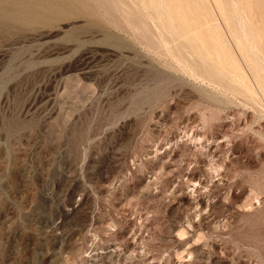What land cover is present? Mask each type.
Masks as SVG:
<instances>
[{"label": "rangeland", "instance_id": "1", "mask_svg": "<svg viewBox=\"0 0 264 264\" xmlns=\"http://www.w3.org/2000/svg\"><path fill=\"white\" fill-rule=\"evenodd\" d=\"M86 1L96 16L0 20V264H264V50L247 63L233 26L264 0Z\"/></svg>", "mask_w": 264, "mask_h": 264}, {"label": "bare ground", "instance_id": "2", "mask_svg": "<svg viewBox=\"0 0 264 264\" xmlns=\"http://www.w3.org/2000/svg\"><path fill=\"white\" fill-rule=\"evenodd\" d=\"M91 1V0H90ZM153 1V0H152ZM156 1V0H155ZM178 1H180L181 2V0H178ZM185 1V0H184ZM193 1H196V0H193ZM203 0H201V2H202ZM205 1V0H204ZM204 1H203V3H204ZM219 1V0H218ZM218 1H215L216 3H217V5H215V6H217V7H219L218 5L220 4ZM234 1V0H233ZM236 1V0H235ZM238 1H240V0H238ZM237 1V3H239ZM245 2V0H241L240 1V3H241V7H243L245 4H246V2L245 3H243V2ZM251 1V0H250ZM253 1V0H252ZM147 2H150L149 0H147ZM159 2H160V0H159ZM163 2H165V0L163 1L162 0V3ZM169 2V1H168ZM173 2L175 3V0H173ZM191 2V1H190ZM207 2V1H206ZM226 1L225 0H223V3H225ZM254 2L256 3V1L254 0ZM254 2H251V3H254ZM262 2V1H261ZM161 3V2H160ZM160 3H158V5L160 4ZM161 3V4H162ZM170 3V2H169ZM169 3H168V5H169ZM177 3V2H176ZM184 3V2H183ZM192 3V2H191ZM194 3V2H193ZM197 3L199 4L200 3V0H199V2L197 1ZM219 3V4H218ZM229 3H233L232 1L230 2L229 1ZM240 3H239V5H240ZM92 4H93V2H92ZM149 4V3H148ZM152 4H153V2H152ZM151 4V5H152ZM160 4V5H161ZM173 4V3H172ZM171 4V8H172V5ZM195 4H196V2H195ZM201 4V3H200ZM208 3H206V5H207ZM234 4V3H233ZM235 4H236V2H235ZM242 4H243V6H242ZM262 4V3H261ZM166 5V4H165ZM185 5H186V3H185ZM191 5V4H190ZM189 5V6H190ZM194 5V4H193ZM206 5H202V6H206ZM232 5V4H231ZM239 5H237L238 7H240ZM253 5V4H252ZM251 4L250 5H246L245 7L246 8H248V10H251V7L250 6H252ZM255 5V4H254ZM254 5L252 6V9L253 8H256V6L254 7ZM256 5H257V3H256ZM260 5V4H259ZM262 5H264V1H263V4ZM261 5V6H262ZM94 6V5H93ZM97 6V5H96ZM178 6V5H177ZM176 6V8H180V7H182L181 6V3H180V7H177ZM192 6V5H191ZM194 6H197V4L196 5H194ZM208 6H209V4H208ZM220 6H222V5H220ZM225 6V5H224ZM229 6V5H228ZM157 7V6H156ZM163 7V6H162ZM162 7L160 8V10H163L162 9ZM169 7V6H168ZM168 7L166 6L165 8L168 10ZM174 7V6H173ZM184 7H186V6H183L182 8H184ZM226 7H227V4H226ZM226 7H224V8H226ZM230 7V6H229ZM244 7V8H245ZM258 7V6H257ZM95 8H97V7H95ZM159 8H157V10L159 9ZM187 8H188V6H187ZM186 8V9H187ZM203 8V7H202ZM223 8V7H222ZM228 8V7H227ZM226 8V9H227ZM232 8V7H231ZM237 8V7H236ZM244 8H241L242 10L241 11H244V10H247V9H244ZM261 8H264V7H260V9ZM152 9H153V7H152ZM173 9V8H172ZM185 9V8H184ZM198 9L200 10L201 8H199L198 7ZM198 9L197 10H195V12H197L198 11ZM233 9V8H232ZM235 9V8H234ZM240 9V8H239ZM244 9V10H243ZM156 10V11H157ZM177 10V9H176ZM175 10V11H176ZM188 10H189V8H188ZM202 10H204V9H202ZM221 10H223V9H221ZM220 10V11H221ZM231 10V9H230ZM229 10V11H230ZM262 10V9H261ZM179 11V10H178ZM182 11V10H181ZM184 12H185V10H183ZM201 11V10H200ZM200 11H198L197 13H201ZM211 12H212V10H210ZM226 11V10H225ZM228 11V10H227ZM227 11H226V13H227ZM237 11H240V10H238V8H237V10H236V12L235 13H238ZM240 11V12H241ZM255 10H251L250 12H254ZM260 11V10H259ZM263 11H264V9H263ZM67 12H70V13H76V14H79V15H83V16H96L97 14H98V12L97 11H95L88 3H87V1L86 0H0V20H2V21H5V22H11V23H13V24H15V25H17V26H26V27H35V26H49V25H51L52 23H53V21H55L56 19H58V18H60L63 14H65V13H67ZM160 12V11H159ZM159 12H158V14L157 15H159ZM163 12V11H162ZM166 12H170V11H166ZM184 12H181V14L183 13V14H185ZM193 12V11H192ZM191 11L189 12L190 14L192 13ZM204 12V11H203ZM208 12H209V10H208ZM207 11H206V13H208ZM232 12H233V10H232ZM232 12H230L231 14H234L235 15V13H232ZM246 12V11H245ZM244 12V13H245ZM157 13V12H156ZM173 13L175 14L176 12H174V9H173ZM194 13V12H193ZM214 13V12H213ZM221 12H219V15H223V13L222 14H220ZM229 13V14H230ZM248 13V12H247ZM247 13H245L244 15H246ZM257 15L259 14L258 13V11H256L255 12ZM161 14H163V13H161ZM165 14V13H164ZM177 14V13H176ZM175 14V15H176ZM182 14V15H183ZM210 14V13H209ZM208 14V15H209ZM231 14H230V17H231ZM243 14V13H242ZM242 14H240V17L241 16H243ZM255 14V15H256ZM177 15H179V12H178V14ZM182 15H180V16H182ZM186 15H187V11H186ZM186 15H185V17H186ZM196 15H199V14H196ZM204 15H205V12H204ZM238 15V18H239V14H237ZM252 16H249V15H247V17H249V19L247 18V17H245L247 20H249V21H247L246 22V24L244 23V20L242 19V17H241V19L243 20V22H242V20L239 18V20L241 21L240 23H242V24H240L239 22H237V20L235 21V19L237 18V17H235L234 16V18H232L233 17V15H232V19H234V21L236 22V24L234 23V21H233V23L235 24V25H233V26H235V27H237V26H239L238 28H236V30L237 29H241V27H242V29L241 30H243V33H242V35H243V37H241L240 36V38H242L241 40H239L238 42H240L241 44H242V42H244V40L246 39V38H248V41H247V39L245 40L246 42H248V46H249V42H250V46L249 47H247V45L245 44V42H244V44H245V49L246 48H248V50H247V52H245L246 50L244 49V52L245 53H248V59H247V63L249 62V61H255V57H256V55L255 54H258L259 55V52H260V50H257L258 51V53H255V50L257 49L256 48V46L258 45V46H260V47H258V48H261L262 47V50H264V40L262 39H259V36L260 37H263L264 35V26H263V28H262V26H261V28H262V32H261V29H260V27H259V24H261V22L259 23L258 21H260V20H258L257 19V17H259V16H255L254 15V18H253V13L251 14ZM171 16H172V14H171ZM196 17V19L198 18L197 16H194V15H190V17ZM200 16H201V14H200ZM203 16V15H202ZM200 17V18H203V22L205 21V19H204V16L203 17ZM206 16H207V14H206ZM205 16V18H207ZM225 16H226V14H225ZM224 16V17H225ZM179 17V16H178ZM177 16H176V18H178ZM183 18H182V20L183 21H180L181 19V17H179L178 19H180V20H178V21H180V22H183V24L184 23H187L188 22V20H185L186 18L184 17V15L182 16ZM188 18L189 20H192V19H194V18ZM210 17V15L208 16V18ZM253 18V19H250V18ZM261 17H263V19H261L260 17V19L263 21L264 20V16H261ZM208 18L206 19L207 21H209L208 20ZM211 18V17H210ZM222 18H223V16H222ZM226 20L228 19V18H225ZM256 20L255 21V25L256 26H258L259 28H257V27H255L254 29L256 30V32H255V30L252 28L251 30H253V32L250 30V28H248L247 29V27L245 28V26L247 25V26H249L247 23H251L250 21L251 20ZM157 20H159V19H157ZM165 20V19H164ZM184 20L186 21V22H184ZM195 20V19H194ZM225 20V23H227L228 24V21H226ZM238 20V21H239ZM258 20V21H257ZM168 21H170V19H169V17H168ZM199 21V20H198ZM194 23V24H190V25H198V23H196L195 24V22H197V21H190V23ZM172 23V22H171ZM202 23V22H201ZM204 23H206L207 24V22H204ZM259 23V24H258ZM263 24L262 25H264V22H262ZM180 24H182V23H180ZM180 24L178 25V23H177V26H180ZM182 24V25H183ZM237 24H239V25H237ZM243 24H245V26L243 25ZM252 24V26L254 25V23L252 22L251 23ZM186 25H188L187 27L189 28V30L191 29V27H190V25H189V22H188V24H185L184 26H186ZM209 25V24H208ZM229 25V24H228ZM228 25H225V26H228ZM237 25V26H236ZM183 26V27H184ZM195 26V27H196ZM202 25H199V27H201ZM203 26H205L204 24H203ZM231 26H232V24H231ZM251 26V25H250ZM169 27V26H168ZM195 27H194V29H195ZM199 27H196V31L195 30H193V27H192V29H191V31L193 30L194 32H196V34H197V32H198V34H204V32L202 33V31H203V29L201 30ZM206 27V26H205ZM207 27H209L208 29L210 30L211 29V26H207ZM213 27V26H212ZM215 27V26H214ZM235 27H234V29H235ZM180 28V27H179ZM188 28H187V30H188ZM198 28V29H197ZM203 28V27H202ZM228 28V27H227ZM163 29V28H162ZM169 29H170V27H169ZM184 29H186V28H184ZM200 29V30H199ZM208 29H204L205 31L207 30L208 31ZM214 28H212V30H213ZM229 29H231L230 28V26H229ZM176 31L178 30V29H175ZM181 31H182V29H180ZM179 30V31H180ZM186 30V31H187ZM211 30V33L213 32ZM220 30V29H219ZM232 30V29H231ZM240 30V31H241ZM248 30V31H247ZM169 31H174V29L173 30H169ZM199 31H201V32H199ZM206 31V32H207ZM214 31H216L217 32V29L216 30H214ZM239 31V30H238ZM250 31V32H249ZM178 32V31H177ZM187 32H189V31H187ZM193 32V33H194ZM205 32V34H207ZM210 32V31H209ZM254 32H255V34H254ZM174 33H175V31H174ZM192 32H190V34H191ZM217 33H219V32H217ZM231 33V32H230ZM236 33H238V32H236ZM261 33H263V34H261ZM187 34V33H186ZM189 34V33H188ZM213 34H214V32H213ZM234 34V33H233ZM256 34H258V35H256ZM179 35V34H178ZM194 36H195V38H196V35H195V33L193 34ZM208 35V37L209 36H211V34H207ZM207 35H204L205 37L207 36ZM232 35V34H231ZM237 35V34H236ZM235 35V39L237 38V40H238V38L239 37H237ZM180 36V35H179ZM186 36V35H185ZM189 36V35H188ZM190 36H192V35H190ZM193 36V37H194ZM213 36V35H212ZM215 36V37H214ZM213 36V38H215V41L217 42H219L220 43V41H221V39H219L220 37L218 36V34H217V36L219 37L218 39L216 38L217 36L216 35H214ZM256 36H258L257 38H256ZM181 37V36H180ZM184 37V36H183ZM192 37V38H193ZM200 37V35H198L197 36V38H199ZM202 37H203V35H202ZM205 37H203V40L201 39V38H199V40L201 39L202 41H199L200 42V46L203 44L202 42H204V38ZM233 37V36H232ZM187 38V37H186ZM190 38V37H189ZM197 38L195 39V41H197ZM210 38H212V37H209L208 39L210 40ZM239 38V39H240ZM264 38V37H263ZM191 39V38H190ZM205 39H207V38H205ZM208 39L207 40H205V41H208ZM223 39V38H222ZM233 39H234V37H233ZM235 39L233 40V41H235ZM244 39V40H243ZM249 39H251L250 41H249ZM212 40V39H211ZM214 40V39H213ZM231 40V39H230ZM253 41V42H252ZM261 41H263V44H261L260 42ZM198 42V43H199ZM212 42H214V41H209L208 43H209V46L211 47V49L213 50L212 51V53L214 54V55H212V53H211V55L212 56H216V58H215V60H217V59H219L218 60V64H217V68H218V70H219V66H221V65H219L220 63V60L222 61L221 62V64L222 63H226V65H225V67L226 66H229V67H231L230 69L232 70V71H234V72H236L237 74L239 73V70L241 71V69H242V67H240L241 69H239V68H237V67H239V66H237L236 64H238V62L236 61V59L234 60L233 58H235L234 56H232V57H230L231 56V52H229L228 50H230V48H228L227 46V48H228V50L226 49L225 50V48L222 46L221 47V45L222 44H218V43H216L215 42V44L214 43H212ZM236 42V41H235ZM237 42V43H238ZM205 43V42H204ZM210 43H211V45H210ZM222 43H224V42H222ZM230 43V42H229ZM228 43V44H229ZM238 44V47L239 46H242L243 47V45H241V44ZM253 43V44H252ZM259 43L261 44V45H259ZM236 44V43H235ZM164 45V44H163ZM197 45H199V44H197ZM196 45V46H197ZM204 45V44H203ZM202 45V46H203ZM208 46V44L207 43H205V46ZM223 45H225V44H223ZM208 46V47H209ZM230 46V45H229ZM213 47V48H212ZM237 47V45H236V48L237 49H240L241 48V50H243L242 49V47H240V48H238ZM197 48H199V47H197ZM201 48V47H200ZM244 48V47H243ZM256 48V49H255ZM207 49V48H206ZM205 49V47H204V50H206ZM261 50V51H262ZM206 51H208V49L206 50ZM205 51V54L206 53H209L210 51H208V52H206ZM240 51V50H239ZM230 53V55H229V53ZM241 52H243V51H241ZM240 52V53H241ZM201 53V52H200ZM204 54V55H205ZM239 54V53H238ZM202 55H203V53H202ZM203 55V56H204ZM209 55H210V53H209ZM208 54H207V56L208 57H210ZM253 55H255V56H253ZM260 55H262V57H263V59H264V53L262 54H260ZM211 56V57H212ZM236 56V55H235ZM241 56H242V54H241ZM243 56H244V54H243ZM254 57V59H253V57ZM211 57H210V59H211ZM244 57H246V56H244ZM243 57V58H244ZM258 57V56H257ZM262 57H259V58H257L256 59V61L255 62H259L260 63V61L261 60H263L262 59ZM202 58V57H201ZM205 58V57H204ZM214 58V57H213ZM221 58V59H220ZM232 58V59H231ZM242 58V57H241ZM247 58V57H246ZM261 58V60H259ZM224 61H223V60ZM240 59V58H239ZM245 59V58H244ZM243 59V60H244ZM234 60V61H233ZM258 60V61H257ZM210 61V60H209ZM208 61V62H209ZM206 62H207V60H206ZM210 62H212V61H210ZM262 62V61H261ZM215 63V62H214ZM236 63V64H235ZM255 64L254 62H252V63H250L251 64V68H255V70H257L258 71V73H260L261 74V72H263V70H262V67L261 66H259V65H261L262 64V66L264 65L263 64V62L262 63H260V64ZM205 64V63H204ZM209 64V63H208ZM216 64V63H215ZM245 64V63H244ZM255 64V66H253ZM219 65V66H218ZM223 65V64H222ZM204 66H206V65H204ZM191 67V66H190ZM212 67V66H211ZM229 67H227L228 69H229ZM205 68H208L207 66L206 67H204V69ZM215 68V67H214ZM213 68V69H214ZM251 68H247L248 70H250ZM220 69H221V67H220ZM222 69H224V67H222ZM263 69H264V67H263ZM207 70V69H206ZM209 70L211 71L212 69H208V72H209ZM217 70V69H216ZM216 70H214V71H216ZM230 70V71H231ZM262 70V71H261ZM223 70H220L219 71V73H221ZM226 72H227V70H225ZM252 71H254V69L252 70ZM252 71H250L251 73H253ZM256 71V72H257ZM260 71V72H259ZM242 72V71H241ZM249 72V71H248ZM255 72V71H254ZM225 73V72H224ZM224 73H222L223 74V77H226V73H225V75H224ZM228 73V72H227ZM232 73V72H231ZM236 73H235V77H236ZM203 74V73H202ZM208 74H210V72L208 73ZM212 74V73H211ZM241 73H239V75H237L238 77H240L241 78V76H246L245 75V73H244V75H240ZM262 74H264V72L262 73ZM234 75V74H233ZM252 75V74H251ZM253 75H255V74H253ZM257 75V74H256ZM213 76H215V75H213ZM212 76V77H213ZM222 76V75H221ZM228 76H229V74H228ZM230 76H231V74H230ZM229 76V77H230ZM258 76V75H257ZM257 76H255V77H257ZM228 77V78H229ZM235 77L233 78V77H230V78H233V82L235 81V83H237V85L239 84L240 85V83L239 82H243L242 80H243V78H241V81H237L238 79H236V80H234L235 79ZM247 77V76H246ZM210 78H211V76H210ZM247 78H249V77H247ZM252 78H254L253 76H252ZM251 78V79H252ZM214 79V78H213ZM224 79V78H223ZM261 79V81H263V79L262 78H260ZM256 80V79H255ZM254 80V81H255ZM218 81H220V80H218ZM222 81H224V80H222ZM230 81V80H229ZM229 81H227V82H229ZM237 81V82H236ZM245 81V80H244ZM253 81V80H252ZM260 81V82H261ZM221 82V81H220ZM247 82V81H246ZM245 82V83H246ZM249 82V81H248ZM232 83V82H231ZM231 83L230 84H228V85H230V86H232L231 85ZM256 83V82H255ZM258 83V82H257ZM256 83V84H257ZM226 84V83H225ZM244 84V83H243ZM242 83H241V85H243ZM260 84V83H259ZM235 85V87H236V89H237V86H236V84H234ZM234 85H233V87H234ZM238 85V87H240ZM245 85V84H244ZM248 86V85H247ZM262 86H263V83H262ZM223 87V86H222ZM226 87V86H225ZM228 87V86H227ZM233 87H232V89L231 90H233ZM234 87V88H235ZM249 87V86H248ZM242 88H243V86H242ZM230 89V88H229ZM236 89L234 90L235 92H236ZM249 89H251L250 87H249ZM248 89V90H249ZM258 89V88H257ZM260 89V88H259ZM264 89V88H263ZM240 90H241V87H240ZM244 90H245V87H244ZM241 91H243V90H241ZM247 91V90H246ZM251 91H252V89H251ZM261 92V91H260ZM253 93V92H252ZM259 93V92H258ZM262 94V93H261ZM243 95V94H242ZM215 96V95H214ZM263 96V95H262ZM216 98V97H215ZM188 176V175H187ZM198 182V181H197ZM197 191V190H196ZM132 248V247H131ZM112 252L113 253H111V258L112 257H114L115 259H116V262H118L119 261V254H116L115 252H114V248L112 249ZM127 253V252H126ZM128 258V257H127ZM122 261V260H121ZM150 262V261H149ZM148 263V262H147Z\"/></svg>", "mask_w": 264, "mask_h": 264}]
</instances>
